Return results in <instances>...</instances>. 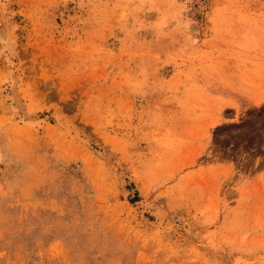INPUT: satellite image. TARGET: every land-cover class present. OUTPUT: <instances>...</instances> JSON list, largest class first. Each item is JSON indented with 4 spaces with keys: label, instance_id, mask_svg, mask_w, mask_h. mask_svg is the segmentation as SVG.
<instances>
[{
    "label": "rangeland",
    "instance_id": "obj_1",
    "mask_svg": "<svg viewBox=\"0 0 264 264\" xmlns=\"http://www.w3.org/2000/svg\"><path fill=\"white\" fill-rule=\"evenodd\" d=\"M7 2L0 264H264V0Z\"/></svg>",
    "mask_w": 264,
    "mask_h": 264
},
{
    "label": "bare ground",
    "instance_id": "obj_2",
    "mask_svg": "<svg viewBox=\"0 0 264 264\" xmlns=\"http://www.w3.org/2000/svg\"><path fill=\"white\" fill-rule=\"evenodd\" d=\"M0 45L2 46L4 51H7L6 52L7 58L8 57L10 58V55H12L13 58L18 56V54H19L18 23L16 22L14 15H11L7 0H0ZM21 76L19 74H17L16 71L12 70L11 75H10V84H9V88H8V95H9V99H10L11 104H12V108L22 117L23 121L26 124H28L27 127L29 128V125H32L33 123L36 122L35 118L39 112L38 107H40V106L38 105V103H39L38 98L34 96V93H35V92H33L34 90L32 91L33 92L32 93L31 92V90H32L31 86L29 84L25 85L23 83V79ZM55 105H57V104H55ZM53 106H54V104H53ZM58 106H60V105H58ZM10 108H11V106H10ZM42 120H40V121L42 122ZM44 120H46V119H44ZM38 126H40V125H38Z\"/></svg>",
    "mask_w": 264,
    "mask_h": 264
}]
</instances>
